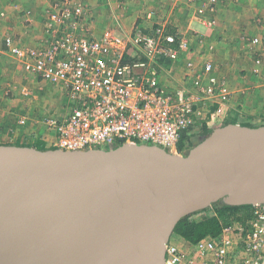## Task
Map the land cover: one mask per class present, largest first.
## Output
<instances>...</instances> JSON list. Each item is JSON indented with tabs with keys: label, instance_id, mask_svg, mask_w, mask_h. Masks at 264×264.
Masks as SVG:
<instances>
[{
	"label": "water",
	"instance_id": "1",
	"mask_svg": "<svg viewBox=\"0 0 264 264\" xmlns=\"http://www.w3.org/2000/svg\"><path fill=\"white\" fill-rule=\"evenodd\" d=\"M264 204V125L218 127L187 154L150 144H0V264H165L180 221Z\"/></svg>",
	"mask_w": 264,
	"mask_h": 264
},
{
	"label": "built area",
	"instance_id": "2",
	"mask_svg": "<svg viewBox=\"0 0 264 264\" xmlns=\"http://www.w3.org/2000/svg\"><path fill=\"white\" fill-rule=\"evenodd\" d=\"M221 1L204 0L194 19L214 24L203 16ZM87 13L81 1L57 0L46 12L47 38L40 45L5 38L14 62L28 76L54 85L67 101L64 116L42 121L21 116L20 126H45L53 134L52 148L67 151L150 144L184 155L178 149L184 132L203 123L217 128L227 119L236 92L211 60L189 57L186 38L164 26L150 33L136 26L126 36L106 30L96 37ZM183 57L181 72L177 65ZM248 215L244 222L223 227L220 235L197 242L175 233L166 246L165 264H264V204L251 206ZM194 216L217 214L211 206Z\"/></svg>",
	"mask_w": 264,
	"mask_h": 264
},
{
	"label": "crops",
	"instance_id": "3",
	"mask_svg": "<svg viewBox=\"0 0 264 264\" xmlns=\"http://www.w3.org/2000/svg\"><path fill=\"white\" fill-rule=\"evenodd\" d=\"M56 1L0 0V86L3 85V88L7 89L5 92L7 98L8 93L11 92L12 83H16L17 80L33 81L41 84L40 91H46V88L53 86L55 91L53 98L62 100L63 107H66L67 101L63 92L52 84L28 76L9 56L5 44V38L11 36L28 46L40 45L42 40L47 38L45 12L51 10ZM78 1L87 8L86 22L93 29L96 37L110 29L120 36H126L136 26L143 28L146 33L164 26L167 32L180 34L188 40V46L192 49V55L189 57L195 60L199 58V61L211 60L216 73L227 80L228 86L233 89L237 87L236 93L239 92L238 88H243L241 81L246 82L247 76H250L254 82H259L264 75V0H222L214 12H208L206 16H203L205 20L214 23L206 26L193 17L195 10L204 0H198L195 5L189 0H144L143 2L129 0L132 3H145L147 6L146 9H138L139 5H136L134 14L130 16L131 31L126 25L129 18L124 19L126 10L117 11L123 7L121 5L124 4L123 0H89L90 3L86 0ZM106 18H108V26L105 25L102 30L95 29L100 27ZM182 20H185L184 27L180 25ZM255 39H258L257 43ZM234 65L244 71V77L240 78L238 74L231 73ZM185 66L186 59L183 57L177 65V70L184 72ZM232 78L234 81H231ZM235 85L236 87H233ZM242 92L245 91L242 90ZM3 96L0 94V138L9 139L11 143L14 142L13 145H27L31 137H37L48 148H52L53 134L45 126L29 123L27 127L20 126L18 123L21 116L29 115L24 113L23 108L25 104L30 105L32 101H26L21 95V99L17 100L18 105H12L10 104L12 100H7ZM36 101V104L43 106L46 100ZM59 103L51 107L61 112ZM232 106L230 104L228 109ZM38 113L36 110L30 114L32 117H37Z\"/></svg>",
	"mask_w": 264,
	"mask_h": 264
},
{
	"label": "rangeland",
	"instance_id": "4",
	"mask_svg": "<svg viewBox=\"0 0 264 264\" xmlns=\"http://www.w3.org/2000/svg\"><path fill=\"white\" fill-rule=\"evenodd\" d=\"M86 2L90 3L89 0H86ZM123 2H124V4H121V5H123L122 8H124V9L119 8L117 11L120 10L119 12H122V10H124V11L126 10V15H125L124 19L129 18L128 23H126V25H127V27H129V26L131 27V24L129 22L132 19H130V16L134 14L135 8L137 7L136 5H139L138 9H140V8L146 9L147 6L145 5V3L144 4L132 3L129 0H127V1L123 0ZM46 12H47V10H46ZM181 12H183V11L181 10ZM107 20H108V18H106V20L101 24L100 27H95V29L101 28V30H102L105 25L108 26ZM180 25H181V27H184L185 20H182L180 22ZM130 27L128 29H130ZM110 30H112V29H110ZM130 31H131V29H130ZM192 46H193V44H192ZM250 51H251V49H250ZM232 68L233 69H232L231 73L233 75L238 74L239 76H241L240 78L244 77V75H243L244 71H242L240 68H238V66L234 65ZM254 74H255V72H254ZM231 81H234L233 78L231 79ZM241 83H243L244 86H243V88H238L239 92L235 93L233 103H231L233 106L231 107V109L230 108L228 109L229 110L228 111V117L236 116V119L238 120L239 123H250L252 126H255V127L264 125V84H262V83H264V75L262 76L261 80H259V82H254V80H252L250 78V76H247L246 82L241 81ZM255 85H257V87ZM40 87H41L40 83H36L33 81L29 82V81L17 80L16 83L11 84L12 89L10 88L11 92L8 93L9 94L8 98L5 95V92H7V89H4L3 85L0 86V94H1V96L4 95L3 97H5V99L12 100V102L10 103L12 105H18L17 100L21 99L20 98L21 95H22L21 97H23V99H25L26 101H29V102L32 101L30 105L25 104L24 105L25 107L23 108L24 113L29 114L28 117H30V118H36V117H32V115L30 114L32 111H36V110H37V112H39L37 114V118H39L40 121H42L45 118L51 117V116H54V117L64 116L66 112L63 111V109L65 107H63L62 100H60L58 97H57L58 98L57 100L55 98H53L54 93H55V91L53 90V86L48 87L50 90H48V88H46L45 89L46 91H44V90L40 91ZM233 87H236V85ZM252 87H254V88H252ZM231 89L234 90L235 92L237 91L236 90L237 87L234 89L233 88H231ZM242 90H244L245 92L243 93ZM24 91H28V94L26 95L24 93ZM39 99L40 100H43V99L46 100L45 103L43 104V106H41L42 104H36V102H37L36 100H39ZM59 101H60V103H59ZM14 102H16V104ZM63 102L65 103V101H63ZM58 103H59L58 106L61 107V112L57 111L54 107H51V106H53V104H58ZM15 107H17V106H15ZM240 107L242 109H240ZM33 108H37V109L35 110ZM28 126H29V124H28ZM196 130H198V128H196L195 131ZM38 140H39V138L37 139V137L36 138L31 137L29 139V141L27 142V145L35 144ZM13 143H11V141H9V139H3V137L0 138V144H13ZM194 218H195V216L192 217V219H194ZM173 236L175 237V235H173Z\"/></svg>",
	"mask_w": 264,
	"mask_h": 264
},
{
	"label": "trees",
	"instance_id": "5",
	"mask_svg": "<svg viewBox=\"0 0 264 264\" xmlns=\"http://www.w3.org/2000/svg\"><path fill=\"white\" fill-rule=\"evenodd\" d=\"M237 122L238 120L236 119V116L227 117V119L224 120L221 126L230 123L238 124ZM239 124L245 126H252L250 123ZM214 129L216 128L209 126L206 123H203L196 131L190 130L184 132L179 143V152L187 154L190 149L202 142L205 137L209 136ZM15 145L27 146L22 144ZM28 146L36 147L42 150L49 149L42 140H39L35 144ZM118 146L119 145H115L114 147ZM96 148L109 149L110 147L98 146ZM213 209L216 211L217 216L208 217L206 219H192V217L195 215L193 214L182 219L177 225L175 233L188 240L189 242H197L206 236H218L221 234L223 227L229 226L235 221L244 222V220H247L250 217L248 214L249 210L251 209V206H228L223 203H217L213 205Z\"/></svg>",
	"mask_w": 264,
	"mask_h": 264
}]
</instances>
